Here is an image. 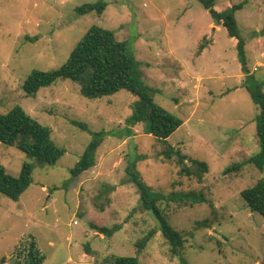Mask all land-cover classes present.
I'll list each match as a JSON object with an SVG mask.
<instances>
[{
	"label": "rangeland",
	"instance_id": "rangeland-1",
	"mask_svg": "<svg viewBox=\"0 0 264 264\" xmlns=\"http://www.w3.org/2000/svg\"><path fill=\"white\" fill-rule=\"evenodd\" d=\"M97 1L0 0V112L20 106L49 127L51 140L64 149L49 165L0 143L6 173L16 177L28 163L32 176L17 202L0 193V258L30 233L45 255L43 264H109L110 256H138L139 264H264V217L250 211L241 196L264 178V168L245 162L259 152L254 122L259 107L243 86L235 41L223 27L214 30L197 0H104L101 13L77 12ZM242 1L215 5L223 10ZM245 1L235 17L247 68L261 77L264 0ZM93 24L128 43L154 101L183 120L167 139L145 133L141 123L127 124L137 96L126 90L90 99L77 84L58 79L25 95L22 85L31 71L60 67ZM96 132L105 135L95 165L72 177L71 168ZM168 146L208 164L202 182L180 172L176 157L165 155ZM239 162H244L239 170L225 173ZM129 164L180 233L178 254L171 253L159 221L140 208L136 187L124 182ZM114 224L122 228L111 237L93 228Z\"/></svg>",
	"mask_w": 264,
	"mask_h": 264
},
{
	"label": "trees",
	"instance_id": "trees-1",
	"mask_svg": "<svg viewBox=\"0 0 264 264\" xmlns=\"http://www.w3.org/2000/svg\"><path fill=\"white\" fill-rule=\"evenodd\" d=\"M197 1L209 12L213 22L223 27L228 37L235 41L237 60L241 73L245 75L243 86L252 101L259 107V112L254 118L259 152L247 158L245 162L262 170L264 168V93L262 92L264 80L258 79L247 68L245 39L239 31L235 17L236 11L241 10L246 1L236 4L228 3L223 10L215 5V0ZM106 4L104 0L84 3L77 8V12L85 14L97 10L101 13ZM204 43L205 40L200 44L198 53L203 51ZM136 67L137 64L128 43L118 40L113 31L93 24L70 51L65 63L49 71L32 70L22 88L25 95L30 96L58 79H67L77 84L80 93L90 99L126 90L137 96V100L132 105L133 112L127 118V124L141 123L145 133L165 140L182 125L183 120L175 117L154 101L153 91L141 82ZM76 125L84 128L80 123ZM104 133H94L82 156L71 168L72 177L79 176L95 165V153L104 139ZM0 143L14 146L35 161L49 165L55 164L64 154V149L51 140L50 128L40 124L20 106H14L6 113L0 112ZM165 155L167 158L175 156L180 172L188 177H194L198 182H202L204 175L209 171L205 161L188 158L179 148L168 146ZM243 163L230 165L225 173L233 169L239 170ZM125 169L124 182L136 187L140 197V208L159 221V230L170 246L171 253L178 254L183 239L180 233L167 223L157 207V198L152 187L134 171L131 164ZM31 183V168L28 163L22 165L16 177L6 173L5 168L0 164V193L4 196L17 201ZM241 196L250 211L264 217V178L258 180L252 187L242 190ZM93 228H96L99 234L111 237L122 228V224H114L111 227L94 225ZM152 233L150 232L137 246L138 249L144 246L145 240ZM44 260L45 255L35 237L27 233L18 238L11 253L1 257L0 263L43 264ZM106 261L109 264H139L138 256H110ZM179 264L186 263L183 261Z\"/></svg>",
	"mask_w": 264,
	"mask_h": 264
},
{
	"label": "crops",
	"instance_id": "crops-1",
	"mask_svg": "<svg viewBox=\"0 0 264 264\" xmlns=\"http://www.w3.org/2000/svg\"><path fill=\"white\" fill-rule=\"evenodd\" d=\"M214 25H216V24H214ZM218 26H220V25H216L215 27H214V30L215 29H217L218 28ZM205 48V47H204ZM208 49V48H207ZM206 52V49H205V51L203 52V54L202 55H200V56H203L204 55V53ZM202 53V52H201ZM178 58H179V56H178ZM184 59L183 58H179V61H183ZM184 62V61H183ZM258 64V67H262L263 68V72H262V75H261V77H257L258 79H261V80H264V66H261L260 64H262V63H257ZM239 65V64H238ZM262 65H264V64H262ZM240 67V66H239ZM257 67V66H256ZM256 67H254L253 69H256ZM242 75H243V77L245 76L243 73H242ZM255 118V117H254ZM20 198V197H19ZM19 200V199H18ZM17 200V201H18ZM16 201V202H17ZM101 235V234H100ZM101 237V236H100ZM49 244H53V242L52 241H49Z\"/></svg>",
	"mask_w": 264,
	"mask_h": 264
},
{
	"label": "built area",
	"instance_id": "built-area-1",
	"mask_svg": "<svg viewBox=\"0 0 264 264\" xmlns=\"http://www.w3.org/2000/svg\"><path fill=\"white\" fill-rule=\"evenodd\" d=\"M74 223H76V221H74Z\"/></svg>",
	"mask_w": 264,
	"mask_h": 264
}]
</instances>
